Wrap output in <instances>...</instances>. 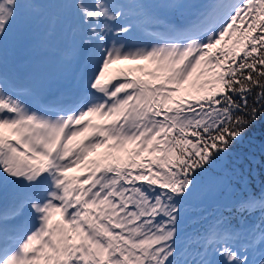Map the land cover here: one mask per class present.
<instances>
[{
	"label": "snow or ice",
	"instance_id": "snow-or-ice-1",
	"mask_svg": "<svg viewBox=\"0 0 264 264\" xmlns=\"http://www.w3.org/2000/svg\"><path fill=\"white\" fill-rule=\"evenodd\" d=\"M258 169L264 0H0V264H264Z\"/></svg>",
	"mask_w": 264,
	"mask_h": 264
},
{
	"label": "rangeland",
	"instance_id": "rangeland-1",
	"mask_svg": "<svg viewBox=\"0 0 264 264\" xmlns=\"http://www.w3.org/2000/svg\"><path fill=\"white\" fill-rule=\"evenodd\" d=\"M163 27L157 24H150L145 29V37L149 39V43H155L148 33L162 32ZM152 41V42H150ZM35 48L39 53V62L42 65V71L50 78L48 86L49 92H55L61 88L68 87L71 83L73 74L78 70L77 65H73L71 69H66L61 62L60 45L58 42H49L45 37L42 29L35 28L30 32L21 44L17 59L20 62H26L32 56V49ZM134 63H144L149 68L154 67L150 62H131L117 61L110 65L106 78L115 75L120 69L134 66ZM84 169H74L70 174L79 175Z\"/></svg>",
	"mask_w": 264,
	"mask_h": 264
},
{
	"label": "trees",
	"instance_id": "trees-1",
	"mask_svg": "<svg viewBox=\"0 0 264 264\" xmlns=\"http://www.w3.org/2000/svg\"><path fill=\"white\" fill-rule=\"evenodd\" d=\"M247 147H248L247 144L242 145V149H245ZM104 151L105 149H100L98 150L97 153H93V156L90 158H98L100 155L103 154ZM249 179L256 185L257 188H259L261 181H264V172H261L258 169L256 172L253 173L251 177H249ZM222 202L223 201H220L218 196L215 193L210 194L202 205V207L205 209L203 215L208 216L209 221H210L212 214L216 211L217 207H219ZM209 221H202L201 224L193 225L192 228L194 230H199L205 227Z\"/></svg>",
	"mask_w": 264,
	"mask_h": 264
}]
</instances>
